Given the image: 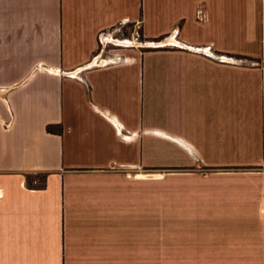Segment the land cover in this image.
Returning <instances> with one entry per match:
<instances>
[{
  "label": "crops",
  "instance_id": "0c3cea01",
  "mask_svg": "<svg viewBox=\"0 0 264 264\" xmlns=\"http://www.w3.org/2000/svg\"><path fill=\"white\" fill-rule=\"evenodd\" d=\"M121 20L164 41L96 64ZM157 176L211 255L264 264V0H0V264H150Z\"/></svg>",
  "mask_w": 264,
  "mask_h": 264
},
{
  "label": "rangeland",
  "instance_id": "374dc122",
  "mask_svg": "<svg viewBox=\"0 0 264 264\" xmlns=\"http://www.w3.org/2000/svg\"><path fill=\"white\" fill-rule=\"evenodd\" d=\"M141 40H147L142 36L140 25L137 30ZM125 33V32H124ZM127 33V32H126ZM163 39H154L151 44L137 48L139 52L157 49ZM128 49V48H127ZM133 49V48H132ZM135 49V48H134ZM125 53L124 49L119 50ZM152 173L158 170L152 169ZM33 183H39V174L32 175ZM169 212V210H168ZM171 215L163 210L159 196V179L151 177V209H150V264H242V257L213 256L206 247V232L193 235L190 225L174 224V213ZM199 236L204 241L192 245L191 238ZM198 237V238H199ZM247 264L259 263V258H246Z\"/></svg>",
  "mask_w": 264,
  "mask_h": 264
},
{
  "label": "built area",
  "instance_id": "2783aa9c",
  "mask_svg": "<svg viewBox=\"0 0 264 264\" xmlns=\"http://www.w3.org/2000/svg\"><path fill=\"white\" fill-rule=\"evenodd\" d=\"M139 22L121 20L116 24L100 30L97 45L91 59L96 64L126 62L127 56L119 53L121 49H136L151 44L152 40H141L138 35ZM125 32V33H124ZM127 32V33H126Z\"/></svg>",
  "mask_w": 264,
  "mask_h": 264
},
{
  "label": "trees",
  "instance_id": "16d2710c",
  "mask_svg": "<svg viewBox=\"0 0 264 264\" xmlns=\"http://www.w3.org/2000/svg\"><path fill=\"white\" fill-rule=\"evenodd\" d=\"M237 59H242L243 61H250L252 58L250 57H247V56H244V55H231ZM45 130L47 132H50V133H60L61 131V128H60V125H57V126H54L52 124H47L45 126ZM38 177V181L39 183H32V180L34 179L32 175L30 176H26V182L29 184V185H35V186H42L43 184V180H44V175H40V176H37Z\"/></svg>",
  "mask_w": 264,
  "mask_h": 264
}]
</instances>
